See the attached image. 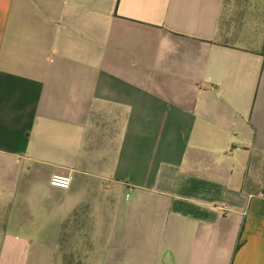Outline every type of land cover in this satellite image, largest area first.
I'll list each match as a JSON object with an SVG mask.
<instances>
[{
	"label": "crops",
	"instance_id": "1",
	"mask_svg": "<svg viewBox=\"0 0 264 264\" xmlns=\"http://www.w3.org/2000/svg\"><path fill=\"white\" fill-rule=\"evenodd\" d=\"M224 2L0 0V264H264V0Z\"/></svg>",
	"mask_w": 264,
	"mask_h": 264
},
{
	"label": "rangeland",
	"instance_id": "2",
	"mask_svg": "<svg viewBox=\"0 0 264 264\" xmlns=\"http://www.w3.org/2000/svg\"><path fill=\"white\" fill-rule=\"evenodd\" d=\"M243 1L245 2L246 0H225L224 19L230 25H234L239 19L247 18L248 11L251 13L252 10L248 9L247 6L243 7V4H245ZM261 11H263V14L252 15L259 19L260 25L264 26V8Z\"/></svg>",
	"mask_w": 264,
	"mask_h": 264
},
{
	"label": "built area",
	"instance_id": "3",
	"mask_svg": "<svg viewBox=\"0 0 264 264\" xmlns=\"http://www.w3.org/2000/svg\"><path fill=\"white\" fill-rule=\"evenodd\" d=\"M71 182L69 174L53 173L49 177V184L57 188H68Z\"/></svg>",
	"mask_w": 264,
	"mask_h": 264
}]
</instances>
